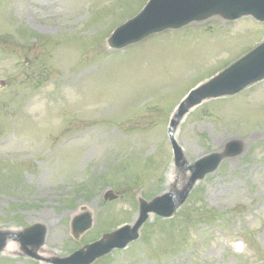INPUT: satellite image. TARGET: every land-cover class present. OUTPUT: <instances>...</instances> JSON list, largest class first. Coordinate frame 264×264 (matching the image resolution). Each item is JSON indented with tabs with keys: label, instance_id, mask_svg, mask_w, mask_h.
Masks as SVG:
<instances>
[{
	"label": "rangeland",
	"instance_id": "rangeland-1",
	"mask_svg": "<svg viewBox=\"0 0 264 264\" xmlns=\"http://www.w3.org/2000/svg\"><path fill=\"white\" fill-rule=\"evenodd\" d=\"M146 1L0 0V227L45 223L41 257L133 222L136 194L181 188L175 107L264 40V23L214 17L112 51L107 36ZM176 138L191 161L231 138L247 149L196 184L174 218L152 214L138 241L96 264H264V81L198 106ZM109 189L115 201L103 200ZM83 205L95 225L77 240L70 221ZM15 242L0 264H47L18 259Z\"/></svg>",
	"mask_w": 264,
	"mask_h": 264
},
{
	"label": "water",
	"instance_id": "water-1",
	"mask_svg": "<svg viewBox=\"0 0 264 264\" xmlns=\"http://www.w3.org/2000/svg\"><path fill=\"white\" fill-rule=\"evenodd\" d=\"M249 14L264 21V0H150L136 17L119 26L107 41L109 47L120 49L166 28H179L190 22H202L215 16L232 20ZM263 79L264 42L212 79L192 90L177 107L169 127L175 168L184 175L185 179L182 188L164 192L150 200L139 196V216L133 224L103 233L100 239L83 245L70 255L50 261L54 264H92L114 249H123L138 239L140 229L151 213L162 217L172 216L198 181L215 172L225 159L237 157L246 149V142L243 139H231L222 150L208 153L192 163L175 137L180 123L192 108L205 100L234 95ZM108 198L115 197L109 192L105 195V199ZM91 226L92 215L86 212L75 218L73 233L79 237ZM46 235V225L37 222L26 227L20 237L25 248L27 245L38 248L44 244ZM15 237L16 234L0 229V253L4 251L8 240ZM27 253L31 256L35 254L29 250Z\"/></svg>",
	"mask_w": 264,
	"mask_h": 264
},
{
	"label": "bare ground",
	"instance_id": "bare-ground-1",
	"mask_svg": "<svg viewBox=\"0 0 264 264\" xmlns=\"http://www.w3.org/2000/svg\"><path fill=\"white\" fill-rule=\"evenodd\" d=\"M15 247H16L15 244H9V245L7 246V249L10 250V251H14V250H15Z\"/></svg>",
	"mask_w": 264,
	"mask_h": 264
}]
</instances>
